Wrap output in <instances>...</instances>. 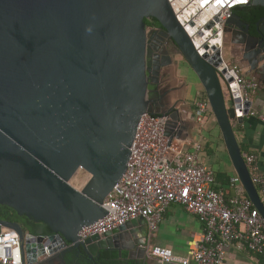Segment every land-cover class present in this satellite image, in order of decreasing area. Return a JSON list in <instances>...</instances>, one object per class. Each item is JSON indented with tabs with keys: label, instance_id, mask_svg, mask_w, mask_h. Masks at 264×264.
<instances>
[{
	"label": "water",
	"instance_id": "1",
	"mask_svg": "<svg viewBox=\"0 0 264 264\" xmlns=\"http://www.w3.org/2000/svg\"><path fill=\"white\" fill-rule=\"evenodd\" d=\"M226 6L264 7V0H0V205L52 231L34 236L0 220L23 241L25 264L73 251L77 256H61L63 264L147 252L146 229L143 239L131 238L144 218L85 241L78 236L109 214L103 204L127 170L142 116L172 113L152 112L146 19L160 23L198 76L237 175L264 218L234 129L252 101L242 103L224 64L231 36L232 53L264 87V28L258 23L252 33L233 13L222 34L216 24Z\"/></svg>",
	"mask_w": 264,
	"mask_h": 264
},
{
	"label": "built area",
	"instance_id": "2",
	"mask_svg": "<svg viewBox=\"0 0 264 264\" xmlns=\"http://www.w3.org/2000/svg\"><path fill=\"white\" fill-rule=\"evenodd\" d=\"M232 9L226 6L216 24L222 34L226 21L233 15ZM224 64L237 85L242 103L251 102L260 89V82L247 77L241 65H229L225 59ZM196 105L195 119L202 125L213 112L212 107L205 99ZM258 115L251 111L249 116ZM259 117L264 120L263 115ZM171 120L170 115L146 113L142 116L127 170L103 204L109 214L81 229L80 240L105 235L139 218L146 220L148 232L154 235L167 209L178 204L199 218L203 242L191 257H179L162 247L148 250L151 257L163 264H225L229 248L240 244L264 259V218L247 196L240 177L231 178L230 188L235 196L227 199L225 192L217 188L215 171L202 161L203 146L189 143L188 150L167 135ZM245 161L264 202V175L258 157L248 154ZM0 264H25L23 241L15 231L0 233Z\"/></svg>",
	"mask_w": 264,
	"mask_h": 264
},
{
	"label": "crops",
	"instance_id": "3",
	"mask_svg": "<svg viewBox=\"0 0 264 264\" xmlns=\"http://www.w3.org/2000/svg\"><path fill=\"white\" fill-rule=\"evenodd\" d=\"M226 47L229 51L228 57L225 52ZM232 52V37L228 36L224 48L225 61L229 65H241L247 77L256 78L259 81L258 76L247 74L245 65ZM170 60L175 71V78L177 83L182 86V90L176 91L175 94L178 93V95L173 100L172 107H168L165 103L160 104V113L169 114L172 109L177 111L178 114L170 113L172 116L170 136L184 147L189 143H200L203 146L201 153L203 163L215 171L217 188L223 190L226 198L230 199L235 196V192L230 188V181L233 176L237 175V172L216 117L213 112L209 113L202 125L198 124L195 119L197 102L204 98L208 100L204 87L189 63L179 52L170 57ZM168 73L166 72V75ZM252 111L264 116V87L261 82L259 91L252 97ZM259 115L245 117L241 122L235 121L234 129L241 149L247 155L253 154L258 157L260 170L264 175V120ZM186 149L189 150V147L187 146ZM143 229H146L148 233L147 252L140 248L123 250V260L121 261H117L118 251L110 252L116 260L111 264H163L150 256L148 250L154 247L170 249L182 258L191 257L204 239L199 218L178 204H172L167 209L154 235H150L148 232L146 222L145 226L134 228L131 238L134 240L143 239ZM62 255L41 259L37 264H63ZM65 255L75 257L77 252H67ZM225 264H264V262L246 247L234 244L228 250Z\"/></svg>",
	"mask_w": 264,
	"mask_h": 264
},
{
	"label": "flooded vegetation",
	"instance_id": "4",
	"mask_svg": "<svg viewBox=\"0 0 264 264\" xmlns=\"http://www.w3.org/2000/svg\"><path fill=\"white\" fill-rule=\"evenodd\" d=\"M241 18V17H240ZM151 21L152 26L148 27L152 33L148 38V52H147V67L150 76V97L154 102L163 100V97H172L175 94L173 86V77L171 76V69L173 64L170 60L175 53H178L175 43L164 34L163 28L157 26V20L148 19ZM264 28V17L259 20L255 25H250L251 32H255L256 25ZM160 24V23H159ZM166 72H169L166 75ZM164 89L163 91H161ZM163 92V93H162ZM157 103V104H158ZM174 112V109H172ZM104 261V259L102 260ZM110 264V262H103Z\"/></svg>",
	"mask_w": 264,
	"mask_h": 264
},
{
	"label": "trees",
	"instance_id": "5",
	"mask_svg": "<svg viewBox=\"0 0 264 264\" xmlns=\"http://www.w3.org/2000/svg\"><path fill=\"white\" fill-rule=\"evenodd\" d=\"M232 11L233 13L238 14L243 22L250 25H255L259 20H261L264 17L263 6H251V7L237 6L233 8ZM145 23L148 27L152 26L151 21H149L148 19L145 20ZM157 26L161 27L159 22H157ZM204 99L207 100V98ZM242 152L244 154V157H246L247 154H245L243 149ZM0 220L19 224L23 228L26 234H32L34 236L52 235V231L45 223L43 222L36 223L33 220H30L28 217H20L15 210L7 206L0 205ZM4 230L14 231V229L2 228L0 226V233ZM109 254L112 258V261H110L111 264V262H114L113 260L114 256L112 253ZM259 257L264 262V259L261 256Z\"/></svg>",
	"mask_w": 264,
	"mask_h": 264
},
{
	"label": "rangeland",
	"instance_id": "6",
	"mask_svg": "<svg viewBox=\"0 0 264 264\" xmlns=\"http://www.w3.org/2000/svg\"><path fill=\"white\" fill-rule=\"evenodd\" d=\"M225 52H226V56L228 57V53H229V51L227 50V47H226V49H225ZM175 71H174V68L173 69H171V76L173 77V86L174 87H172V88H174L175 89V93H176V91H179L180 89L182 90V86L181 85H179L178 83H177V80H176V78H175ZM164 89H162L161 91H163ZM163 93V92H162ZM177 95H178V93L177 94H174L172 97H163V100L162 101H159V103L157 104V105H155V104H153V107H152V112L153 113H157V112H159L160 113V104H167L168 105V107H172L173 106V100H175L176 98H177ZM226 98H229V92L227 91V89H226ZM150 99L151 100H153V98H151L150 97Z\"/></svg>",
	"mask_w": 264,
	"mask_h": 264
}]
</instances>
